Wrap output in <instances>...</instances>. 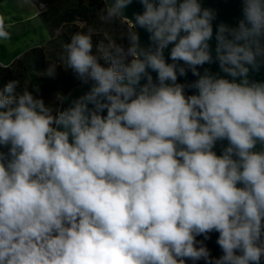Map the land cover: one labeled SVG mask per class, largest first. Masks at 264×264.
Listing matches in <instances>:
<instances>
[{
	"label": "clouds",
	"instance_id": "1",
	"mask_svg": "<svg viewBox=\"0 0 264 264\" xmlns=\"http://www.w3.org/2000/svg\"><path fill=\"white\" fill-rule=\"evenodd\" d=\"M102 2L121 42L76 32L45 73L87 92L61 110L18 79L0 88V264H264V0L215 33L202 0H138L134 19L133 0ZM11 27L0 14V42ZM212 63L226 76L201 74Z\"/></svg>",
	"mask_w": 264,
	"mask_h": 264
},
{
	"label": "trees",
	"instance_id": "2",
	"mask_svg": "<svg viewBox=\"0 0 264 264\" xmlns=\"http://www.w3.org/2000/svg\"><path fill=\"white\" fill-rule=\"evenodd\" d=\"M2 0H0L1 2ZM37 8V17L52 33L43 46H33L7 65H0V88L8 81L18 79L21 87H28L45 102L57 103L55 97L66 93L82 83L71 69L65 71L57 67L54 76L45 75L47 68L57 64V53L69 42L76 32L95 30L94 43H102L105 48L109 41L120 43L123 28L120 24H102L98 11L103 7L102 0H30ZM107 34V39H105ZM35 89H39L38 92Z\"/></svg>",
	"mask_w": 264,
	"mask_h": 264
},
{
	"label": "water",
	"instance_id": "3",
	"mask_svg": "<svg viewBox=\"0 0 264 264\" xmlns=\"http://www.w3.org/2000/svg\"><path fill=\"white\" fill-rule=\"evenodd\" d=\"M202 6L206 8H211L214 9L217 12V18L213 22L214 23V33L216 30V25L220 23H225L229 26L235 27L239 20L242 18V4L240 0H202ZM143 7L142 5L138 2V0H133V3L128 6L126 9V15L128 16L129 19H134V14L138 12H142ZM139 35H140V42L142 46L147 47L150 44L149 41V34L144 31L143 29H138ZM210 45L212 48L213 56L215 55V37L210 41ZM170 48L171 45L169 46V49L165 50V57L168 58L169 53H170ZM169 62H171L169 60ZM205 68H208L210 72L212 73H219L221 76H226L225 73L221 72L219 69L218 63H212V64H205L203 67L199 69L201 74H203V71ZM155 73H153V77L155 78ZM250 77L252 79H255L257 81H264V66L261 67L259 72H252L250 73ZM230 78V77H229ZM197 77L193 76L191 71L188 72L187 76L185 77H179L178 82L180 83H191L192 81L196 80ZM92 81H89L88 84H83L80 83L73 88H71L65 95L66 99L62 104H57V103H49L45 102L46 104H50L53 107H60L61 110L64 108H67L70 106L71 101L75 98H78L79 96L83 95L85 92L88 91V89L91 86ZM188 94H192L195 92V89H190L187 90ZM226 141L224 144L226 145ZM259 147V146H258ZM221 144H217L216 147V152L219 155L221 153ZM218 233H212L211 234V239L204 241L206 246L209 248L211 255L213 257H219L222 255L221 249L216 243ZM198 239L203 240V237H198ZM188 264H192L191 261H188ZM197 264H204V261H198Z\"/></svg>",
	"mask_w": 264,
	"mask_h": 264
},
{
	"label": "rangeland",
	"instance_id": "4",
	"mask_svg": "<svg viewBox=\"0 0 264 264\" xmlns=\"http://www.w3.org/2000/svg\"><path fill=\"white\" fill-rule=\"evenodd\" d=\"M0 14L11 23V38L0 42V65H7L23 51L43 46L52 33L37 17V8L30 0H2Z\"/></svg>",
	"mask_w": 264,
	"mask_h": 264
}]
</instances>
